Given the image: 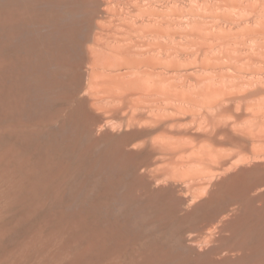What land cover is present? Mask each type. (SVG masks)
<instances>
[{
    "label": "rangeland",
    "instance_id": "374dc122",
    "mask_svg": "<svg viewBox=\"0 0 264 264\" xmlns=\"http://www.w3.org/2000/svg\"><path fill=\"white\" fill-rule=\"evenodd\" d=\"M0 264H264V0H0Z\"/></svg>",
    "mask_w": 264,
    "mask_h": 264
}]
</instances>
